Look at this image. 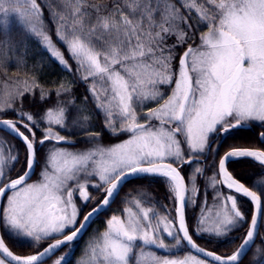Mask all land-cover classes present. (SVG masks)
<instances>
[{
  "label": "snow or ice",
  "instance_id": "1",
  "mask_svg": "<svg viewBox=\"0 0 264 264\" xmlns=\"http://www.w3.org/2000/svg\"><path fill=\"white\" fill-rule=\"evenodd\" d=\"M5 2L0 0V30L6 34L10 30L11 12L24 39L0 41V54L23 47L26 56L31 37L59 66L71 71L49 35L37 0H16L15 6L7 0V7ZM49 8L56 40L75 61L87 87L80 99L72 96V82L62 81L53 100L33 77L31 83L22 82V90L0 97V115L13 116L0 119V131L20 141L17 146L0 137V202L7 197L0 211V264H41L63 247L70 254L93 217L111 206L129 176L160 177L174 217L161 216L155 200L144 207L150 193L140 191L131 200L126 194L123 214H113L105 229L85 242L76 264H241L245 256L248 264H264V179L253 184L258 195L227 170L230 163L251 159L264 178V149L233 147L220 158L218 170L215 164L219 147L229 137L258 127L262 130L257 138L264 143V0H113L111 7L90 5L87 0H53ZM201 26L207 31L193 47L189 41L195 42ZM36 88L42 107L35 114L25 112V97ZM17 98L20 109L14 106ZM36 103L33 94L31 104ZM93 119L102 121L99 131ZM123 134L128 138L119 143H102L105 135L113 139ZM77 135L83 139H72ZM77 143L91 147L73 151ZM209 150L212 174L206 177L205 188L211 186L216 195L211 207L206 200L201 207L197 181L208 168L198 157L207 160ZM17 164L21 168L16 178H10ZM37 168V180L28 183ZM94 178L98 182L91 186L103 189V198L81 220L83 208L96 200L88 190ZM217 185L251 202L250 220L237 197L225 195ZM189 205L200 208L194 233L186 223ZM245 224L247 231L231 255L205 251L193 239L204 234L226 237ZM5 236L27 238L32 242L27 246H39L46 238L55 242L36 254L18 256L6 246ZM143 246L166 252L184 246L210 260L195 255L161 257ZM63 260L62 256L54 264Z\"/></svg>",
  "mask_w": 264,
  "mask_h": 264
},
{
  "label": "trees",
  "instance_id": "2",
  "mask_svg": "<svg viewBox=\"0 0 264 264\" xmlns=\"http://www.w3.org/2000/svg\"><path fill=\"white\" fill-rule=\"evenodd\" d=\"M37 2L39 5H41L42 17L47 24L49 35L52 36L54 42L57 43V46L65 54V58L69 62L71 71H65L61 66H59V64L54 59L50 58V54L47 53L38 44L36 39L29 37L26 56L24 55L23 47H17L15 51H9L7 52V54H0V97H3L6 94V92L13 91L14 89L17 88L22 90V82L27 81L31 83L33 77H35L37 82L43 87L44 91L50 92L52 94L53 100H55L56 86L59 85L62 81L65 83L72 82V88H73L72 96L82 99L87 85L83 84L80 81L79 77L81 73L76 71L75 61H72L68 58L66 48L58 40H56L55 37L56 25L51 22L50 8H49V5L53 3V0H37ZM87 3L90 5L98 4V5H107L111 7V5L113 4V0H87ZM10 21H11L10 30L7 32V34L3 30H0V41H4L5 39L14 42L22 41L24 39V32L21 30L18 21L12 19H10ZM69 23H71V20H69ZM205 31H207V27L201 26L200 30L197 31L195 34L196 36L195 42L193 43L192 41H189V43H191L193 47L197 46L200 42L199 37L201 33ZM187 46L188 45H185L184 48H181L179 50L180 53H182L185 50V48H187ZM21 59H23V63L19 62ZM6 85L7 88L5 87ZM33 94L37 101V103L34 106L31 104V101L33 99ZM39 98H40L39 88L33 89L32 92L28 93L25 97L23 104L24 111L25 112L30 111L34 114L38 113L40 108L42 107L39 104ZM14 106L17 109L21 108V104L18 98L15 101ZM78 106H79V101H78ZM43 107H47V105ZM91 107L92 106L89 105V108ZM12 118L13 116L12 113L10 112L7 113L6 115H0V119H12ZM92 123L96 126L95 130L99 131L102 121L93 119ZM261 130L262 129L254 128L251 131L242 133L235 138L229 137L228 139H226L223 142V144L219 147L218 154L215 156L216 166L219 158L225 152H227L233 147L264 149V143H260L257 138L258 133ZM60 134L64 135L66 133L64 131H61ZM0 137H3V139L7 141V144H15L17 146H20V141L13 139L10 135H6L2 131H0ZM37 138L38 139L41 138V133L39 130L37 131ZM72 139L80 141L83 139V137L77 135L75 137H72ZM115 139L117 138L109 139V137L105 135L103 140H115ZM89 146L90 145L84 143H77L75 149L87 148ZM215 147H216V141L212 145V148ZM23 159H24L23 149L21 148V161H23ZM212 164H213V156L210 151L208 158L205 162V167L208 168L206 176L201 177L200 180L197 181L200 193L203 194V190L205 191L204 193H206L205 200L208 206L214 200L212 198V195L214 193L213 189L209 187L205 188V184L207 182L206 177L211 176L212 174V168L209 167ZM20 168L21 165L17 164L16 168L12 171L10 178H16L17 172L20 170ZM227 169L230 172V174L233 175L234 178H236L238 181L243 182L252 190H256L257 193L260 194V190H258L257 188H253L254 181L259 182L262 179H264L259 176V173L261 172V168L257 163L253 162L250 159H246V160L230 163L227 166ZM32 178L29 181H31ZM222 190L225 189L222 188ZM140 191H145L151 194L150 196H147L145 198L148 201V203L143 204V206L144 207L151 206V202L155 200L156 202H158V207L156 211L159 212L161 216H163L166 213H169L170 210L173 208L171 202L165 199V193L167 189L160 177L148 176L146 178H141V179L135 177L133 179L128 180V182L125 183L124 186L120 189L119 195L116 196L115 201L111 204V206L108 207L104 212L100 213L93 220L94 222L91 223V226L82 235V238L75 243V247L72 249L70 254V259L67 262H64L63 264H69V262H71V264H76L78 258L82 256V250L84 249L83 245L85 241H87V239L90 238L89 235L92 234L93 232L95 233L97 230L103 231L105 229V222L113 214H117V215L123 214V209L125 208L126 205L122 203V201L125 199L126 194L128 195V199L131 200L133 197L137 196V193ZM241 200L242 201L240 205H244L243 211L248 215L249 218L251 213V205L247 200L243 198H241ZM3 202L4 201H2L1 203V208ZM165 205H167L166 208L164 207ZM133 210L138 211L137 209H135L134 205H133ZM196 214H198V212L192 213L190 208L188 207L186 212V223L190 226L193 233L195 232L194 221L196 218ZM245 229H246V224L243 225V227L239 228L238 230L232 231L226 237L217 238L210 235H204L203 237H200L194 235L193 239L194 242L199 247L204 248L205 250L208 251H212L221 256H226V255H231L237 249ZM4 238H5L6 246L13 252L14 255L27 256V255L36 254L39 251H41L40 249L41 247L36 248L34 246H27L30 243H27L26 241L18 240V239L12 240V239H8L6 236ZM66 251H68V249L66 247H63L53 257L46 260L42 264H50L51 260L55 259L57 256L61 255L62 253H65ZM248 260L249 257L245 256V258L241 261V264H248Z\"/></svg>",
  "mask_w": 264,
  "mask_h": 264
},
{
  "label": "rangeland",
  "instance_id": "3",
  "mask_svg": "<svg viewBox=\"0 0 264 264\" xmlns=\"http://www.w3.org/2000/svg\"><path fill=\"white\" fill-rule=\"evenodd\" d=\"M11 2H12V4H13V6H15V3H16V0H11ZM5 6L7 7L8 6V2H7V0H6V2H5ZM9 18L10 19H12V20H16V21H18V18L17 17H15L14 15H12V13L10 12L9 13ZM178 62V61H177ZM169 93H170V91H171V89H168L167 90ZM149 107H154V106H156V105H153V104H150V105H148ZM54 127V130H57V126H53ZM258 128V127H257ZM258 129H260V128H258ZM80 137H82V136H80ZM128 138V134H123V135H120L117 139H115V140H103V143H104V145L105 146H110V145H112V144H116V143H119V142H121V141H123V140H125V139H127ZM38 139V138H37ZM39 140V139H38ZM214 144V143H213ZM89 147H91V145L89 146ZM184 148H185V150H187V146L186 145H184ZM79 149H81V148H79ZM82 149H84V148H82ZM73 151H75V150H78V149H72ZM226 153V152H225ZM254 162V161H253ZM256 163V162H255ZM262 171V170H261ZM39 172H40V169L39 168H37V174L36 175H33L32 177V180L31 181H28V183H32L33 181H35V180H37V178H38V176H39ZM217 179H218V177H217ZM98 182V178H94V179H92V180H90V182H89V188H88V190H89V193H90V195H92L93 197H95L96 198V200L95 201H93V202H90L86 207H84L83 208V211L80 213V219H82V217H83V215L85 214V213H87L92 207H94L95 206V204H96V202H98L100 199H102L103 198V189H101L100 191H97L95 188H93L91 185L92 184H95V183H97ZM254 183H258L257 181H254ZM105 188L107 187V185H105L104 186ZM209 188H211V189H213L211 186H208ZM217 189L219 190V191H221V192H223L225 195H227V194H230L229 192H227V191H225V190H222V188L219 186V185H217ZM205 191L203 190V194H201L200 193V196H199V200H198V204H200V206L202 207L203 205H204V202H205V193H204ZM9 194H11V193H9ZM215 195H216V193L214 192L213 193V195H212V198L214 199V197H215ZM233 195V194H232ZM237 197V196H236ZM237 199H238V202H239V206L241 207V209L243 210V208H244V205H240V203H241V199L239 198V197H237ZM3 204H6L7 203V197L5 196L4 197V199H3ZM2 203V202H1ZM76 203H77V206L78 207H80L81 206V202H80V200H79V196H78V193H77V195H76ZM214 204V200L211 202V204L209 205V207H211L212 205ZM0 208H1V204H0ZM189 208H190V210H191V212L192 213H195V212H198V214H196V216L197 215H199V212H200V208L199 207H197V208H195V209H193L192 208V206L191 205H189ZM252 208V207H251ZM0 211H2V208H1V210ZM213 211H215V209H213ZM84 212V213H83ZM173 217H174V208H172L171 210H170V212H169ZM250 217H251V213H250V216H249V220H250ZM194 224H195V226H196V220L194 221ZM247 227H248V225L246 224V229H245V231H244V233L247 231ZM261 231H264V221H262V227H261ZM67 233V232H66ZM94 234V232L92 233V234H90L89 235V237H91L92 235ZM204 235H209V234H204ZM54 236H55V234H54ZM212 236H214V235H212ZM60 237H62V236H55V238H60ZM220 238H222V237H220ZM18 240H23V241H26L27 243H32L29 239H27V238H19ZM89 239H87V241H88ZM55 242V239L54 238H46V239H44V240H42L41 242H40V245L39 246H34V247H36V248H40L41 249V251L43 250V248L44 247H47L49 244H52V243H54ZM86 242V241H85ZM166 243H174V241H166ZM240 243H241V241H240ZM239 243V244H240ZM46 244V245H45ZM85 246V243H84V245H83V247ZM75 247V246H74ZM73 247V248H74ZM238 247H239V245H238ZM237 247V248H238ZM72 248V249H73ZM142 249L141 248H136L135 249V251L137 252V253H139L140 251H141ZM143 250H146V251H151L152 253H154V254H158V255H160L161 257H163V256H168L169 258H173V259H175V258H180V259H183L185 256H189V255H193L192 253H190L188 250H186V247H184V246H181L180 248H178V249H174V250H172V251H170V252H166L164 249H158V248H154V247H152V246H143ZM66 253H68V251H66L65 253H62L61 255H59V256H57L55 259H53V260H51L50 262V264H54V262L57 260V259H59V258H61L62 256L64 257V260H63V262H62V264L64 263V262H67L69 259H70V254H67L66 255ZM197 257V256H196ZM1 258V257H0ZM198 259H201V258H199V257H197ZM245 258V257H244ZM77 262V261H76Z\"/></svg>",
  "mask_w": 264,
  "mask_h": 264
},
{
  "label": "water",
  "instance_id": "4",
  "mask_svg": "<svg viewBox=\"0 0 264 264\" xmlns=\"http://www.w3.org/2000/svg\"><path fill=\"white\" fill-rule=\"evenodd\" d=\"M228 152V151H227ZM224 156V155H223ZM222 156V157H223ZM199 159V158H198ZM200 160V159H199ZM201 161V160H200ZM219 163V162H218ZM217 170H218V165H217ZM133 178H135V177H132V176H129L128 177V180H130V179H133ZM29 181V180H28ZM27 181V182H28ZM233 192H234V190H232ZM235 193V192H234ZM239 195V194H238ZM240 196H242V195H240ZM243 197V196H242ZM116 198V197H115ZM245 198V197H244ZM247 199V198H246ZM248 200V199H247ZM249 201V200H248ZM250 202V201H249ZM1 203V202H0ZM251 203V202H250ZM252 207V206H251ZM86 214V213H85ZM97 216H94L93 217V220L96 218ZM251 218V217H250ZM82 219H83V217H82ZM81 219V220H82ZM68 234V233H67ZM84 234V233H83ZM82 234V235H83ZM63 237H60V239H62ZM199 247V246H198ZM62 249V248H61ZM186 249L190 252V253H192L193 255H195V256H197V257H199V258H201V259H205V260H210V258H207V257H204L201 253H198V252H195L194 250H190V249H188L187 247H186ZM59 251V250H58ZM58 251H56L55 252V254L58 252ZM205 251H208V250H205ZM55 254H51V255H49V256H46V257H44L43 258V260H42V262H41V264L42 263H44L46 260H48V259H50L53 255H55ZM1 258H3L2 256H0ZM212 264H215V262H212Z\"/></svg>",
  "mask_w": 264,
  "mask_h": 264
},
{
  "label": "flooded vegetation",
  "instance_id": "5",
  "mask_svg": "<svg viewBox=\"0 0 264 264\" xmlns=\"http://www.w3.org/2000/svg\"><path fill=\"white\" fill-rule=\"evenodd\" d=\"M215 141H213L212 142V145H213V143H214ZM209 152H210V150H209ZM209 152H208V155H209ZM207 158H208V156H207ZM199 159L201 160V165L202 166H205V162H206V160L204 159V157H199ZM219 160H220V158H219ZM219 160L217 161V165H218V162H219ZM228 170V169H227ZM230 173V172H229ZM219 179V178H218ZM241 182V181H240ZM243 183V182H242ZM221 188H223V189H225L227 192H230V193H232L233 195H235V196H237V197H239L240 199L241 198H243V199H245L244 197H242V196H240V195H238V194H236V193H234L233 191H229L225 186H221V185H219ZM245 186L246 187H248L246 184H245ZM250 188V187H249ZM251 189V188H250ZM252 190V189H251ZM259 195V194H258ZM245 200H247V199H245ZM248 201V200H247ZM249 202V201H248ZM250 203V202H249ZM247 205V204H246ZM251 205V204H250Z\"/></svg>",
  "mask_w": 264,
  "mask_h": 264
}]
</instances>
